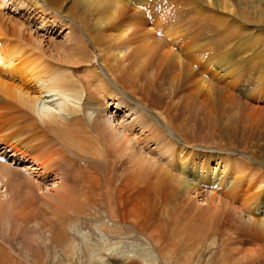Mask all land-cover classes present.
Listing matches in <instances>:
<instances>
[{
	"label": "bare ground",
	"instance_id": "1",
	"mask_svg": "<svg viewBox=\"0 0 264 264\" xmlns=\"http://www.w3.org/2000/svg\"><path fill=\"white\" fill-rule=\"evenodd\" d=\"M177 1L24 0L31 7L25 8L29 15L37 16L36 20L30 17L28 25L39 20V28L47 35L63 27L72 31L69 45L45 50L43 38L35 39L23 23L6 22L2 9L6 10L10 2L0 0V103L13 114V122L22 121L21 132L29 136L23 146L41 149L51 163L48 167L54 163L62 171L69 168L64 175L54 172L61 175L55 177L62 182L68 175L79 185L71 187L67 196L82 191L86 194L90 189L88 197L96 198L85 197V206L101 208L106 214L112 222L105 230L108 235H122L123 222L119 220L137 221L141 215L142 235L158 247L157 256L167 264H198L195 255L210 248V242L218 247L217 264H243L245 259L264 264V0H183L181 5L189 9L186 17L175 16L179 12ZM195 18H201L197 22L200 28L187 38L189 31L183 23L195 22ZM210 42L216 43V52L225 51L220 63L213 57L196 55ZM180 45H184L180 48L184 51ZM129 48L133 53L124 66L114 52ZM141 50V56L151 55L166 65L165 69L158 68V77L148 78L149 86L143 83V87L140 80L147 77L146 71L152 66L138 58L136 53ZM214 50L210 48L209 54ZM95 51L100 70L91 71L89 77L91 83H97L94 97L99 100L98 94L102 99L99 108H104L108 97L120 94L119 89L128 87L133 88L135 104L122 103L125 111L130 112L132 106L136 115L143 111L140 119L136 116L123 128L122 135L97 114L92 117L93 110L85 107L93 101L87 88L90 81H80L74 75L75 66L95 60L90 55ZM168 79L171 89L176 84L173 92L165 89ZM184 88L189 96L184 95ZM84 97L86 103L80 114ZM240 98L247 103H241ZM156 105L164 111L158 113ZM192 110H198L199 117H191ZM188 123H192L191 130ZM133 128L147 135L131 138L128 134ZM152 144L158 155L153 163L141 151ZM46 146L56 149L46 151ZM134 146L141 147L139 152ZM158 146L161 148L157 150ZM122 148L130 155H122ZM3 151L0 149V157L5 158ZM199 153L205 154L201 160ZM8 158L12 165H23L24 172L32 170L36 177L41 169L43 173L50 170L45 169L46 162L31 160L23 153ZM211 160L216 164L210 169ZM0 162V176L15 184L12 176L17 172L6 165L5 159ZM75 172L79 173L76 178ZM99 174L106 175L101 185L105 189L98 186ZM32 184L28 181L26 190L16 185L18 194L5 195L0 201V222L5 223L0 227V264H25L24 259L30 264H45L55 252L69 249V243L57 246L65 236L55 226L45 236L36 228L35 247L27 246V227L36 222L30 220L26 210L33 206L29 197L39 190L36 185L31 189ZM204 192L208 207L200 209L190 200ZM61 198L56 203L60 213L62 207L77 206L73 198ZM79 212L85 215L86 208ZM162 213L167 217L160 216ZM4 214L10 215L8 219ZM72 214L70 221L65 216L61 220L71 222L76 217ZM164 225L171 236L162 232L167 230ZM245 238L259 244L241 250L238 245ZM15 240L20 245L17 250L10 247ZM178 240L181 243L174 242ZM114 255L103 254L104 264H131L120 252ZM143 256L140 258L144 262H154L152 252Z\"/></svg>",
	"mask_w": 264,
	"mask_h": 264
},
{
	"label": "rangeland",
	"instance_id": "2",
	"mask_svg": "<svg viewBox=\"0 0 264 264\" xmlns=\"http://www.w3.org/2000/svg\"><path fill=\"white\" fill-rule=\"evenodd\" d=\"M5 1L10 2L8 4L6 10H3L4 8L2 9V14L4 15L5 18H7L6 22L8 23L9 20H11L10 23L13 22V25L16 23L15 21H17L19 23H23V25H24L23 28L26 29L27 31H28V29H30L31 35L36 36V37H34L35 39L40 40L43 38L42 39V41H43L42 45H43V48L45 50L46 49H52V46L69 45L70 38L72 37V31H70V29L66 30V28L63 27V28H61V29H63L62 31L59 29L60 31L59 30L56 31L57 33L52 34V35H49V34L47 35V31L45 32L44 29L39 28V26H38L39 20H37L38 22L35 21L36 24L35 23H33L31 25L27 24L28 19L31 20L30 17H34V19L36 20L37 16L29 15V12H27V9H25L28 5H27V3L24 2V0H11L12 2L10 0H5ZM182 2H183V0L177 1V8H178L177 10L179 12L176 13L175 16L186 17V15H187V12L189 9L186 6L185 7L182 6L181 5ZM169 4L170 3H168V4L166 3L164 5H169ZM21 5H23V7ZM179 5H180V7H178ZM181 7H183V8H181ZM28 8H31L30 5L28 6ZM195 19H196L195 22H191V20H190L189 23H183V25H185V28L187 29V31H189L188 35L186 36L187 38H189L190 34H192V35L197 34V32L200 28V25L197 24V22H199V20H201V18H195ZM65 23L70 25L68 22H65ZM35 32H36V34H34ZM24 35L27 38L30 37V35H28L25 30H24ZM157 35H159V34H157ZM200 38H203V36H200ZM202 41L206 42L207 40L203 39ZM48 42H51V44ZM0 45H1V43H0ZM208 46L209 47L203 48L202 50L197 51L196 55L198 57H201V58L202 57L205 58L206 56L207 57H213L215 63H220L222 61V58H223L222 56L225 53V51H217L216 52L214 50V49H216L215 47L217 46L215 42L214 43L210 42V45H208ZM181 47L184 48V45H180L179 49ZM210 48H213V50H214L212 52V55L209 54ZM93 49H94V47H93ZM91 50H92V47H91ZM142 51L143 50L136 53L138 58L142 55ZM181 51H184V49ZM131 52L133 53V50H132V48H129L126 50H122L120 52H114V55L118 59L119 63L124 62L123 65L127 66V64L130 62V60L128 59V55H130ZM179 54H183V53L179 52ZM90 55L92 58H95V60L92 63L83 64V65L78 64L77 66L74 67L75 68V71H74L75 77H77L80 81H83V82H86L87 80L88 81L91 80V78L89 77L91 71L94 70L95 73H98L100 70V68H99L100 67V61H99L98 57H96L98 55V52H96V51L93 53L91 52ZM119 58H123V59H119ZM140 59L144 65H147V66L151 65L152 66V70L147 69L148 72L146 71L147 77L146 78L143 77L145 79L141 78V80H140V86L141 87L145 86L143 83H145L149 86V84H150L149 81L151 79H148V78H151V76H157L158 77V74L160 72V71H158V68L159 69H165L166 65L164 63L160 62L159 59H157V60L153 59L151 57V55H149V56L143 55V56H141ZM102 64H104V63L102 62ZM96 68L98 69L97 71H96ZM87 71H89V73H86ZM145 81L148 83H146ZM176 83H177V80H176ZM96 85H97L96 82L91 83V81H90V83H88V85H87L88 93L89 94L92 93L93 101L89 102V104H86L85 107H88L89 109L93 110V112H94L93 116H92L93 118L97 114L98 117H100L103 121H105L107 126H111L113 129H116V131H118L122 135L124 127L128 126V124L131 123L132 121H134L135 118L137 119V117H139V119H140V117L143 116L142 115L143 111L139 112V114H137V115L135 114L134 106H132L133 108L130 112H127V111H125L126 108L122 105V103H125L126 101H128V104L129 103H131L132 105L135 104L134 103L135 101H134L133 88L125 87L128 90H124L122 88L119 89L118 91H121V93L117 94L115 98L108 97V99L105 100V102H104V104H105L104 108L100 109L98 104L102 101V99L98 94H96V97L99 100L95 99V97H94ZM169 85H170V80L168 79L167 80V86L165 87V89H167L170 92L171 91L173 92V89L175 88L176 84L174 85L173 89L168 87ZM160 87L164 88V86H160ZM184 89H185L184 95L186 96V94H187V96H189V93H187V88H184ZM175 93H172V97ZM235 94L238 96L237 93H232L231 95L234 96ZM113 95H115V94H113ZM42 97H46V96L43 94ZM177 97H179V96H177ZM177 97H175V99H173V101H175L177 99ZM182 97H183V95H181V98ZM85 99H86V97H84L83 100L80 102V105H81L80 114H82L84 103H86ZM118 100H119V102H118ZM163 101L164 102L166 101L165 97L163 98ZM240 101H241V103L245 102L243 98H240ZM245 103H247V102H245ZM0 104L2 106V103H0ZM117 104L122 105V106L120 107L118 105L119 108H117ZM1 106H0V108H1ZM138 106H140V108H141L140 104H138ZM254 106H256V105H254ZM157 107L159 108L160 105H158ZM156 111L159 113V112H163L164 110L159 108V109H156ZM189 115H191V117H194V118L199 117L198 110L190 111ZM12 118H13V114H9V110L4 109L2 106V110H0V149L3 148L4 151L6 152V156L4 158L8 163L6 165L10 168L12 167L11 169L13 171H16L17 175L15 174L14 176H12L14 178V180L16 179L14 182L15 184H10L9 182H7V180L5 178L0 176V201L3 199V197L5 195L6 196L8 195L7 197H9L11 195H17L18 194L17 193L18 192L17 191L18 186H16V185H20V184L22 185V183H24L21 187H23V189H25L26 188L25 186L28 185V181H29V184L30 183L32 184V182H33L31 189H32V187H34L33 185H36L37 187H39V190L37 192L35 190V195H34L35 197L34 196H33L34 198L29 197L31 203H33V206L30 209L26 210L29 212L28 213L29 216L31 215L30 220H33L36 222L35 225H33L31 223L27 227V234H28V240H26L27 246L30 249L31 248L33 249L35 247V244H36L35 243V240H36L35 234L37 232V229L40 232L44 231L43 235L45 236V234L46 235L48 234V230L52 229L54 226L58 230L62 229L64 236H65L64 239H62L60 241V243L57 244V246H63L65 244L69 243V249L67 252H65V253L63 251L62 252H55V255H53L49 259H47L45 264H104L105 263V257L103 256V254L107 255L108 253H111V252H113V254L115 253V255L112 256L113 258L115 256H117L116 255L117 252H120L121 253L120 256L123 257L124 259L130 260L131 264L132 263L133 264H167V261L165 262L162 258L157 256L156 250L158 249V247H156V246L153 247L151 245V242L149 240H147L146 236L144 237L142 235L141 215L137 218V221H130L127 218L119 220V222H123V224L120 226L121 230L123 229L122 235H117V234L116 235L111 234V236L108 235L109 233H106L105 230L108 227L107 225H112V222L108 221V219L105 217L106 214L100 210L101 208H99V209L94 208L93 209L91 207V209H88L87 206H85L86 205V203L84 202L85 197H87L88 200H90L91 198H96V197H91V198L88 197L90 194V189L87 190L86 194H84L82 191L81 193H77L74 195L67 196V194L71 191V187L73 188V187H77L79 185L77 183H75L74 181H72V179L68 175H66L67 178L64 177V180L62 182L61 179H58L59 177H61V175L57 176V175H55V173H57V174H60V173L63 174L64 173L65 174L67 171L66 169H69V168L64 167L66 171L65 170L62 171V170H60L61 168L58 166H55L54 163L50 167H48L51 163L49 164V161L46 160L45 157H43L44 155H42L41 149L37 150V148H36L35 150L33 149L34 150L33 151L32 149L30 150L29 148L23 146L24 141L29 136H27L28 134H26L25 131L21 132L19 124H21L20 122H22V121L17 120L16 122H19L17 124L15 121L14 122L12 121ZM187 126H188L189 130L192 129V123H188ZM170 133L172 134L173 132H170ZM128 135L131 138L134 137V139H137V138H140V137L147 135V133H144V131H143V133L141 135V131L138 128H133L132 133H129ZM173 135H174V133H173ZM174 136H176V135H174ZM93 137L95 138L94 135H93ZM47 140H48V138H47ZM33 144L36 145L37 142H34ZM149 146H148L149 148H147V150H145L144 148H141V147H137V146H134V147L137 148V152H139L138 149L141 148V151H143V156L146 157L147 159L151 158L152 163H153L154 160L158 159V157H157L158 155L154 153L156 147L153 146V144L149 145ZM47 148H49V146H46V149ZM159 148H161V146H158L157 150ZM53 149L55 150L56 148H53ZM53 149L49 148V150H46V151H51ZM148 149H149V152H148ZM151 150L153 151V153L151 152ZM122 151H123L122 155H124V154L130 155V153L126 152L123 148H122ZM14 153L18 156L21 153H23L24 155L25 154L28 155L29 159L32 158V159L38 160V162L39 161L40 162L41 161L46 162L45 163V165H46L45 169L46 170L50 169V170H47V173H46V171L43 173V169H41L40 172L43 173L42 176H44V177H40L41 173L39 171H38L39 177H36L37 175L35 176V174H32V170H27V172H24V171H26L25 170L26 167H24L23 165L19 166L18 163H17V165L11 164L12 159L8 158V157H9V155L14 154ZM0 154H1V152H0ZM204 155L205 154H203V153H199V154H197V157L200 156V160H201L202 157H205ZM236 155L238 158L242 157V155H238V154H236ZM188 159H189V157H188ZM193 159H195V158H193ZM196 159H198V158H196ZM43 162H41V163H43ZM210 162L211 163L208 166V168L211 169L212 167L215 166L216 160H211ZM0 164H1V162H0ZM81 165L85 166V163L81 162ZM52 171H53V173H52ZM28 174H30V175H28ZM47 174L48 175L50 174L49 177H47ZM67 174H69V172H67ZM78 174L79 173L75 172L73 174V176L76 178V176ZM55 176H57L58 178ZM99 176H100V184L98 186L101 187V185L104 182L106 175L105 174H99ZM27 178L30 179L31 181L26 180ZM34 183H36V184H34ZM82 184H84V183H82ZM98 186H94L93 188L97 189ZM263 186H264V184H263ZM89 187H91V183L89 184ZM93 188L91 189L92 191H94ZM101 189H105V187H101ZM82 194H84L85 196ZM205 195L206 194L204 192L199 197L192 196L191 198L193 199V201L192 200H190V201L192 202V204H194V206L199 207L200 209H201V207L207 208L208 205L206 204L205 199L208 196H205ZM21 196H23V195H21ZM63 196H66L65 199L73 198L74 202L77 203V206L76 207L72 206V208L69 206L62 207L61 213H60L59 210H56V209H58L56 207V203L57 202L59 203L60 200L62 199L61 197H63ZM97 197H103V196H97ZM25 201L27 202V199L26 200L23 199V203ZM36 201H38V202L36 203ZM96 207H98V206H96ZM84 208H86L85 215L84 214H78V213H80L79 210L84 211ZM64 211H67V213H65L63 215ZM138 212H139V209H138ZM140 212H141V207H140ZM5 213H9V211H5ZM72 213H75V214H72ZM71 214H72V216L74 215L76 217H73L72 221L68 222L71 220ZM9 216H10L9 214L3 215V217L7 218V219ZM64 216L68 221L67 220H61V217L63 218ZM160 216L167 217L163 213ZM11 220H12V218L10 219V221ZM157 223H159V222H157ZM0 224H1L0 227H3L5 225V223H1V222H0ZM160 225L161 224L159 223V227H161ZM50 226H52V227H50ZM135 227H139V228L136 230ZM165 227L167 228V230L162 231V232H164L165 235L171 236L172 233L169 232V229L167 226H165ZM57 229H56V231H57ZM18 238H19V236H18ZM244 240L242 242L243 245L242 244L238 245V248L241 250L249 248L250 246L253 247V245H256L255 242L257 243V241L253 240L252 238L250 241L251 243L249 242L250 238L249 239L245 238ZM252 241H254V243H252ZM174 242L175 243H178V242L181 243L180 240L174 241ZM211 244H213V245H211ZM257 244H259V243H257ZM210 245H211V247L208 248L207 250H205V251L201 250V252L198 253L200 255H198V254L195 255L197 260H198V264H217L219 262L220 254L218 251H216V250H218V247H216V245H214L213 242H210ZM219 245H220V243H219ZM10 247H12V249H14V250H17L20 248V245L15 240L14 242H12ZM254 248H256V247H254ZM104 249H108L109 252L108 251L105 252ZM69 250H70V253H69ZM147 252H152V255L155 257L154 262H152V263L149 261L144 262V260L140 258L143 255H145ZM215 252H218V253H215ZM22 254L24 255L23 252H22ZM140 254H141V256H140ZM189 255H190V253H189ZM190 259H192V257H190ZM156 260H158V261H156ZM208 261H210L211 263ZM254 261H252L254 264H258V263H255L256 261L255 262ZM22 262H24L25 264H30V263H27L28 261H26L25 259L22 260ZM252 262L247 261V259H245L246 264H253ZM245 263H243V264H245ZM229 264H233V262H229Z\"/></svg>",
	"mask_w": 264,
	"mask_h": 264
}]
</instances>
